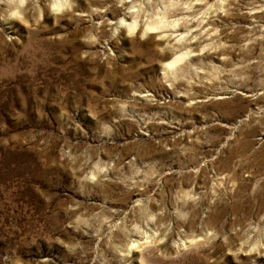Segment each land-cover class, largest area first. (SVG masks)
Returning <instances> with one entry per match:
<instances>
[{"label": "rangeland", "instance_id": "rangeland-1", "mask_svg": "<svg viewBox=\"0 0 264 264\" xmlns=\"http://www.w3.org/2000/svg\"><path fill=\"white\" fill-rule=\"evenodd\" d=\"M0 264H264V0H0Z\"/></svg>", "mask_w": 264, "mask_h": 264}, {"label": "bare ground", "instance_id": "bare-ground-1", "mask_svg": "<svg viewBox=\"0 0 264 264\" xmlns=\"http://www.w3.org/2000/svg\"><path fill=\"white\" fill-rule=\"evenodd\" d=\"M176 61H174V63H175Z\"/></svg>", "mask_w": 264, "mask_h": 264}]
</instances>
